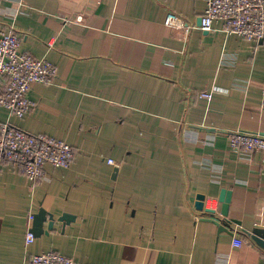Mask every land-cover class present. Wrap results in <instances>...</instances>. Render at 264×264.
I'll list each match as a JSON object with an SVG mask.
<instances>
[{"label": "crops", "instance_id": "crops-1", "mask_svg": "<svg viewBox=\"0 0 264 264\" xmlns=\"http://www.w3.org/2000/svg\"><path fill=\"white\" fill-rule=\"evenodd\" d=\"M207 5L0 0V30L13 23L22 49L59 69L56 84L32 85L36 105L25 117L0 107V121L75 151L69 167L46 165L37 184L4 166L0 264H28L49 250L78 264H264V248L246 232L264 228V152L229 146L232 131L264 135V40L224 31L220 21L203 29ZM170 11L183 26L165 22ZM70 14L81 20L66 21ZM201 90L215 93L207 99ZM223 188L241 221L233 233L196 207L203 193L219 212ZM40 207L55 224L27 242ZM63 213L75 219L58 220Z\"/></svg>", "mask_w": 264, "mask_h": 264}, {"label": "built area", "instance_id": "built-area-1", "mask_svg": "<svg viewBox=\"0 0 264 264\" xmlns=\"http://www.w3.org/2000/svg\"><path fill=\"white\" fill-rule=\"evenodd\" d=\"M66 21L77 22L80 16L70 14ZM221 29L248 39L264 40V0H208L202 14V28L212 30L215 23ZM168 25L183 26L182 17L173 11L167 13ZM59 69L46 57L34 55L22 49V37L15 25L8 24L0 30V107L8 108L18 117H25L36 102L30 97L35 82L53 85L57 83ZM264 93V82L262 85ZM214 90H201L199 96L211 99ZM229 146L234 150L263 151L264 135L254 131L236 130L229 133ZM75 157L73 146L64 139L48 133H30L9 122L0 121V175L7 163L16 165L30 183L37 184L46 174V165L69 167ZM109 164L116 165L113 158ZM217 198L205 199V208H213ZM201 212V211H200ZM34 213L29 215L27 242L34 239L30 231ZM242 245L244 239L237 237L233 242ZM28 264H78L69 255L49 250L35 253Z\"/></svg>", "mask_w": 264, "mask_h": 264}, {"label": "water", "instance_id": "water-1", "mask_svg": "<svg viewBox=\"0 0 264 264\" xmlns=\"http://www.w3.org/2000/svg\"><path fill=\"white\" fill-rule=\"evenodd\" d=\"M199 22L200 24H202V16L200 17ZM232 198H233L232 189L223 188L219 196V201L221 202V208L219 209V212H217L216 209L205 208L206 195L201 193L198 194L197 196L196 207L199 210H201V213L205 218L211 220L219 227V231H227L233 233L231 228L232 224L234 222L240 224L241 221L239 219H235L230 216ZM33 216L34 218L32 221V226L30 227V231L33 232L34 236L41 235L43 233H48L53 228L56 221L54 215L43 207H40L39 210L35 212ZM74 219L75 216L68 213H63L58 218V220L64 221L65 223H69ZM47 220H48L47 229H44V223ZM246 232L258 245L264 248V228L253 227L252 230H247Z\"/></svg>", "mask_w": 264, "mask_h": 264}]
</instances>
